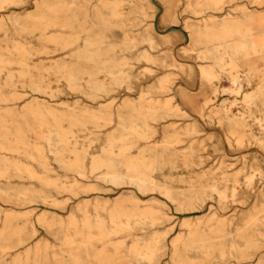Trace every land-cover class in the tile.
<instances>
[{"label":"bare ground","instance_id":"bare-ground-1","mask_svg":"<svg viewBox=\"0 0 264 264\" xmlns=\"http://www.w3.org/2000/svg\"><path fill=\"white\" fill-rule=\"evenodd\" d=\"M28 1L0 0V7L23 8ZM34 1L32 11L26 7L0 18V199L21 207L0 217V264H162L167 254L170 260L164 264H236L254 253L255 264H264V186L240 222L234 221L236 215L217 212L189 215L183 218L184 230L168 238L173 216L166 200L184 213L204 209L210 198L227 209L229 201L245 195L243 182L250 185L256 173L264 176V165L255 157L253 162L245 158L236 172L222 161L187 177L173 173L180 165L193 169L203 163L198 153L204 140L197 138L196 122L178 126L175 121L163 123L155 139L164 120L187 116L173 103L167 76L116 108L114 102L59 108L46 98L51 75L96 101L123 85L131 88L132 59L178 66L171 54L152 52L168 40L157 37L158 18L149 12L153 0ZM162 1L171 7V0ZM181 1L182 12L193 14L184 17L183 27L196 50L202 81L214 94L219 91L215 82L222 79L229 81L224 91L236 94L244 83L255 82L244 93L240 113L224 103L213 111L227 121L228 141L250 135L264 149V0H172ZM172 16L177 17L175 11ZM144 43L148 46L136 55H127ZM51 49L68 52L50 64L34 60ZM19 85L31 93L22 106ZM112 123L102 138V129ZM52 160L66 173L110 182L120 194L84 200L66 218L44 212L38 222L58 243L32 242L37 229L26 209L33 203L59 206L53 191L111 190L77 178L63 180L52 173Z\"/></svg>","mask_w":264,"mask_h":264},{"label":"rangeland","instance_id":"rangeland-1","mask_svg":"<svg viewBox=\"0 0 264 264\" xmlns=\"http://www.w3.org/2000/svg\"><path fill=\"white\" fill-rule=\"evenodd\" d=\"M154 8L149 9V12H156V17L158 18L155 22V28L157 31V37L161 36L168 37L166 43H162L157 49L152 50L154 54H159L161 56H166L171 54L179 62L178 66L161 67L152 64L147 61H137L132 59L133 63V78L131 81V88L128 85H123L116 88L111 92L109 96L93 101L81 92L71 90L64 80H57L56 76H50V83L52 89H50V94L46 95V98L50 103L59 108H65L67 105H74L75 103L88 104L97 107L101 102H114L115 108L118 107L127 96L130 98H138L140 92L147 89L150 85L155 83L158 78L167 76L169 78V85L172 87L170 92L171 97H173V103L179 105L185 110L187 116H173L164 120L161 125H158V133L155 139H159L162 133L163 123L168 121H175L176 125L184 126L190 122H196L198 124L201 132L197 136L200 140H204L203 146L200 147L199 155L202 156L203 163L200 166H195L193 169H187L180 165L176 169H172V172L176 175L189 176L193 173V170H201L202 168H210L220 165L222 161L228 165V170L238 171L242 165L245 158L249 162H253L255 157L258 158L264 165V149H262L256 142L255 138L250 135L244 136L239 141L232 137V142L230 143L227 138L228 134V124L225 119L220 120V115H215L213 111L220 106L225 104L227 108L231 110L233 114H238L242 110V98L246 91L252 90L255 87V82L251 84L244 83L242 93L236 94L229 91H224L229 86V81L222 79L216 81L215 84L219 86V91L214 94L212 87L208 82L202 81L200 78L198 62L196 59V50L193 44L186 37V30H184L183 23L184 17L187 15L193 16L192 13H183L184 1L181 2H171L167 7L162 0H153ZM174 4V5H173ZM35 1L29 0L25 5L17 7L15 5H10L8 7H0V18L2 15L8 16L13 10L24 11L27 7L29 11H32L35 7ZM169 9V10H168ZM175 11L177 17L172 16V12ZM177 11V12H176ZM152 19L148 18L147 21L150 22ZM176 20V21H174ZM177 22V23H175ZM137 29V28H136ZM163 32L164 35H161ZM118 36L121 35L120 31H117ZM35 44L40 45L41 42L37 38H33ZM162 41V40H161ZM147 44H140L138 49L133 52H127V55L133 57L138 53L139 49L147 47ZM52 47V45L50 46ZM68 51L57 50L53 51L51 49L50 53L39 54L34 57L35 61L43 60L46 64H50L54 60H57L63 56ZM169 56V55H168ZM246 69V68H244ZM17 90L21 92V98L18 100V104L22 106L25 104L30 96V90L28 88H23L20 85ZM212 101H208V99ZM237 98V100H235ZM112 100V101H111ZM233 101H238L237 104ZM223 117V114L221 115ZM253 123L252 129L254 132L259 131V126L253 122V119H249ZM115 123L107 125L102 129L103 137L107 134L109 130L114 126ZM185 144L181 145L184 146ZM99 144L93 146V150H97ZM53 167V174H60L63 180L73 181L77 178L80 182L85 185H97L100 187L111 188L107 191H90L88 193H81L75 195L69 191L52 193L60 202L59 206L45 204L43 201H38L29 206L27 213L31 220L35 223L37 229V234L34 236L32 242H37L40 239H48L53 243H58L54 237L49 234L46 229L38 222V217L44 212H55L62 218H66L69 213L76 208L77 204L84 200H95L96 195H101L104 198L115 199L117 195L120 194V188L116 185L105 182L103 180L97 179L92 174L89 177H82L71 172L66 173L64 170L59 168L55 161H51ZM255 163V162H254ZM16 183L29 184L31 181L27 179H16ZM264 186V176L256 173L253 182L250 185L242 183V190H244L245 195L239 197L236 201H229V207L224 209L220 206V203L215 198H210L207 200L204 209L195 211L193 213L180 212L176 209V206L171 202H167V211L173 216L171 221H169L168 228L170 232L168 238L171 240L180 231L184 230L181 225L183 218L189 215L203 214L209 216L214 212L218 214H223L225 217L234 216V221L240 222L241 213L248 212L254 199L259 193L260 189ZM217 197V195H215ZM21 207L13 202L5 201L0 199V217L3 218L7 212L12 210H19ZM23 211L22 213H24ZM26 213V212H25ZM50 214V213H49ZM2 226V221H0V228ZM258 253H254V256L247 257L236 261V264H255L257 261ZM170 257L167 254L163 257V263L169 261ZM140 264H151L149 262H142Z\"/></svg>","mask_w":264,"mask_h":264}]
</instances>
